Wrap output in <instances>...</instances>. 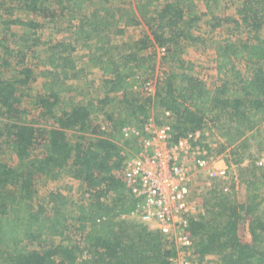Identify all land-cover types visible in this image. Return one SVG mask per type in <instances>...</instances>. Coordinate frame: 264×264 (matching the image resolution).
Returning <instances> with one entry per match:
<instances>
[{
    "label": "trees",
    "instance_id": "16d2710c",
    "mask_svg": "<svg viewBox=\"0 0 264 264\" xmlns=\"http://www.w3.org/2000/svg\"><path fill=\"white\" fill-rule=\"evenodd\" d=\"M7 2L15 4L9 10L17 6L28 15L0 23L2 30L6 28L0 33V58L8 57L11 44L20 49L18 75L0 79V116L4 118L0 143L5 138L16 156L13 165L0 161V264H171L170 242L157 231L122 218L135 208V202L124 193L119 146L104 137L84 141V135L82 143L71 144L68 135L71 130L89 133L93 114L103 112L118 96L132 94L134 88L140 93L139 87L154 78L158 47L164 49L163 60L173 64L175 57L182 60L184 42L196 38L190 33L193 23L200 20L195 2L1 0L0 9ZM203 2L211 11L217 0ZM89 5L91 11L84 13ZM236 14L237 18H217L213 24L233 22L247 33L245 39H224L217 44L219 84L210 88L192 67L174 64L161 78L156 77L154 97L160 108L171 112L176 137L210 122L226 138L218 152L237 155L238 160L231 159L237 163L247 147L244 135L256 129V119H264V0H240ZM58 17H66V25L56 28L62 38L45 50L47 56L41 61L44 94L34 102L42 115L53 120L41 131L22 118L25 111L19 108L33 79V69L26 62L29 50L21 48H30L28 40L43 22L56 27ZM123 24L144 25L149 34L131 41L125 50L114 49L111 34ZM10 25L26 30L18 34ZM76 47L84 50L79 57L86 58L84 64L104 76V94L74 104V82L84 79L88 84L83 66L77 69L75 58L67 52ZM64 97L69 99L68 107L63 106ZM137 101L133 98L123 109V115L113 121L115 127L143 121L152 100ZM36 149L40 154H35ZM63 174L78 181V201L71 202L53 190L44 196L43 204L35 181L41 177L55 180ZM240 183L246 197L242 204L234 205L220 192L218 212L189 220L195 251L216 256L219 264H240L248 257L235 230L238 210L249 213L264 203V169H246ZM248 230L252 243L264 248V221L251 218ZM49 237L59 239L50 241Z\"/></svg>",
    "mask_w": 264,
    "mask_h": 264
},
{
    "label": "rangeland",
    "instance_id": "374dc122",
    "mask_svg": "<svg viewBox=\"0 0 264 264\" xmlns=\"http://www.w3.org/2000/svg\"><path fill=\"white\" fill-rule=\"evenodd\" d=\"M1 1V0H0ZM129 2V0H127ZM196 5L195 13L200 17V20L197 23H193L192 27L190 28V33L196 37L193 41L184 42V53H182L181 59L177 60L174 58V64L183 65V66H190L193 69V73L201 78L208 87L213 88L215 85L219 84V77L216 73V47L217 44L223 41L224 39L230 40H238V39H245L247 37V33L242 26H236L233 22H227L225 20L218 22V25L213 26L215 19H209V9L206 8L205 3L203 0H193ZM240 0H217L216 4L211 6V9L216 18H225V17H234L237 18L236 14V7L239 5ZM15 4L7 2L6 4L2 5L0 9V23L5 20H10L14 18H27V12L23 11L22 9L15 6L12 10H9L10 6L13 7ZM7 7L8 10L3 8ZM92 9V5L84 7V13L90 12ZM208 15V16H207ZM211 17V16H210ZM66 17H58L57 26L54 27V23L43 22V26L40 27L35 34H31L30 39L28 40L29 49L26 47L21 48V51H28L29 50V59L26 60L27 64L30 68L33 69V79L30 80L28 84L27 90H25V96L21 100V104L19 106L20 109L25 111L22 118L25 121L33 124L36 127H39L41 131L45 128L49 127L52 123V119H50L46 115H42L41 112L37 109L38 107L35 105V101L37 97L44 94V90L42 88L43 78L41 76V71L43 70L44 66L42 65L41 61L45 58L46 55V48L48 45H52L56 41L62 38V34L56 31L57 27L65 26L66 25ZM215 25V24H214ZM2 26L0 24V33L2 30ZM264 28V27H263ZM9 29H12L14 32L18 34H22V32L26 29L21 28L18 25H10ZM149 30L144 25H120V30L113 31L111 34V44L112 48L125 50L130 45V42L141 38L144 34H149ZM1 33V34H2ZM29 33V32H28ZM264 36V31H262ZM8 38V36H7ZM18 40V38H17ZM20 40L18 41V43ZM22 43V42H21ZM50 43V44H48ZM10 50L8 51V57L5 60L0 58V79H13L18 75V71L20 70V66L16 64L17 59L19 58L20 49L11 44ZM72 57L75 58L77 62L76 67L84 68L86 77L85 81L88 84L84 83V79H79L78 81L74 82L77 85V91L71 94L74 104L78 101L85 102L90 97L101 96L104 94V90L102 87L104 76L102 73L96 69L94 66L90 64H84L86 58H79L82 53H84L83 48L80 49L78 47L68 50ZM157 52V63L156 69L154 70V74L151 81L152 87L154 89L156 84V77H162L164 72L167 73L170 67L174 64L171 61H165L161 57L164 53V49L158 47L156 49ZM2 55H0L1 57ZM79 58V59H77ZM163 60V61H162ZM29 61V62H28ZM144 84V83H143ZM141 85L139 88L140 93L128 92L126 97L118 96L115 102L106 105L103 112H99L97 114H93L91 116V128L92 130L89 133H80L77 130H71L68 139L71 144L82 143L83 141L80 139L81 135H84L85 140L89 141L90 139L96 138L100 131L98 130L96 124L100 122L101 118L104 116V120L109 122V129L107 132H104V136L109 137L113 140L118 146L120 145H127V141L121 134V130L119 127H115L113 125V121L116 120L120 115H123V109L133 101L135 98L137 103H142L145 99L150 98L152 100L150 107L147 112V116H152L157 121H162V108L159 107L157 104L156 98L153 94H150L147 90L148 88L144 89ZM151 87V88H152ZM133 95V96H132ZM121 97V98H120ZM68 98V97H67ZM63 98V106H69V99ZM124 98V99H122ZM110 115L109 118L107 115ZM99 116V117H97ZM145 116L144 118H146ZM97 117V118H96ZM143 118V119H144ZM3 117L0 116V124L4 122ZM103 119L102 122L105 123ZM106 122V123H107ZM135 123H141L135 121ZM256 129L252 132H247L246 136L244 135L247 147L243 151L241 150V155L243 160L237 163L232 160L234 166L229 171V181L226 184L228 186V191L226 194L229 196L230 199L234 201V205L242 204L245 201V187L242 183H240V178L246 173V169L256 166L255 160L261 157L264 154V119H256L254 126ZM203 128L208 131V136L205 142H210L214 145V150L218 152L221 148L222 144L226 145V138L220 134V130L215 128L213 124L210 122H206ZM2 142L0 147V161H5L6 163L13 165L16 162L15 153L12 151L10 147L7 146L5 142V138H1ZM34 152V151H33ZM41 150L36 149L35 154H40ZM224 155H228L229 152L226 150L223 151ZM230 159L238 160L237 155L231 156ZM257 167V166H256ZM258 169H261L257 167ZM218 179H208L207 176H198L194 181V189L192 192V198L194 200V204H196V216H205L213 214L215 211L218 212L220 207L217 204L216 196L220 193V188L222 183L217 181ZM211 184H210V183ZM208 183V184H206ZM78 181L73 178L69 174H63L58 179H51L46 177H41L40 179L35 181V189L38 191L40 200L45 204L46 202L42 199L44 196L50 191H56L61 195L68 198L71 202H77L80 196V192L77 190ZM218 185V186H217ZM72 187L69 189V187ZM202 187V188H201ZM238 218L236 220V234L239 241L245 245L243 252L248 254L247 258H243L240 261V264H259V261H262L260 264H264V248L259 247L258 244L252 243L251 235L248 230V222L251 218L258 217L262 221H264V203L254 209L253 211L247 213L244 210H238ZM127 221H132L138 223L136 219L125 216L122 217ZM140 224V223H139ZM151 229V228H148ZM73 237V236H71ZM50 241L55 240L58 241V237H49ZM48 238V239H49ZM69 238V237H68ZM75 238V236H74ZM33 248H38L37 245H34ZM194 250L195 247L193 248ZM197 253V252H196ZM238 253V252H237ZM200 255L199 253H197ZM207 256L209 263H219V259L214 256L211 257Z\"/></svg>",
    "mask_w": 264,
    "mask_h": 264
},
{
    "label": "built area",
    "instance_id": "2783aa9c",
    "mask_svg": "<svg viewBox=\"0 0 264 264\" xmlns=\"http://www.w3.org/2000/svg\"><path fill=\"white\" fill-rule=\"evenodd\" d=\"M144 84L143 88L154 95L151 81ZM172 119L171 112L162 109V121L147 116L141 123L121 126L127 145L119 146L123 156L120 173L124 193L135 202V208L122 217L136 219L170 242L174 251L169 257L171 264H219L209 263L207 256L202 258L193 249L188 233L189 220L197 210L190 201L192 183L205 174L208 179H218L222 183L218 189L226 194L234 163L230 154L219 153L212 143L205 142L208 131L204 128L176 137ZM101 120L96 124L98 130L107 131L108 124ZM255 165L264 169V154Z\"/></svg>",
    "mask_w": 264,
    "mask_h": 264
},
{
    "label": "crops",
    "instance_id": "0c3cea01",
    "mask_svg": "<svg viewBox=\"0 0 264 264\" xmlns=\"http://www.w3.org/2000/svg\"><path fill=\"white\" fill-rule=\"evenodd\" d=\"M211 11H212V9H211ZM211 11H209V15H210L211 17L207 15V16L209 17V19H211V18H212V19H217V18L214 16L213 12H211ZM132 91L134 92V91H136V89L134 88V89H132ZM97 117H99V116H97ZM97 117H96V118H97ZM102 119H103V120L105 119L104 116L102 117ZM104 121H105V120H104ZM105 122H107V121H105ZM107 124H108V129H109V124H110V123L107 122ZM100 132H102V131H100ZM104 132H107V131H103V133H104ZM103 133H101V134L98 135L97 137H104V138H107V139L111 140L109 137L104 136ZM112 141H113V140H112ZM200 176H201V175H200ZM202 176H206V175H205V174H202ZM197 177H198V176H197ZM197 177H196V178H197ZM196 178H194L193 183H192V188H193V189H194V187H193V186H194V181L196 180ZM201 188H202V187H201ZM190 201H191L193 204L195 203L194 200H193V198H192V195H191V197H190ZM194 205H196V204H194ZM196 214H197V213H195L194 216H196ZM146 227H147V226H146ZM147 228H148V227H147ZM200 257L203 258V257H205V256H201V255H200Z\"/></svg>",
    "mask_w": 264,
    "mask_h": 264
}]
</instances>
